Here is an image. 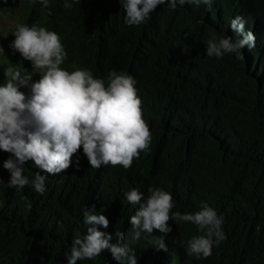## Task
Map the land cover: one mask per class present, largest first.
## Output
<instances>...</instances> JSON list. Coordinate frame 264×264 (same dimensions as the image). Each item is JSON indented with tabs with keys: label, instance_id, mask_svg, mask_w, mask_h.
<instances>
[{
	"label": "trees",
	"instance_id": "obj_1",
	"mask_svg": "<svg viewBox=\"0 0 264 264\" xmlns=\"http://www.w3.org/2000/svg\"><path fill=\"white\" fill-rule=\"evenodd\" d=\"M64 2L49 0L43 9L39 0H0V10L17 12L15 28L58 33L67 52L61 67L69 71L88 69L106 82L112 70L131 75L151 144L127 170L92 168L81 148L66 171L41 172L43 193L31 184L9 187L3 162L11 154L0 150V264H67L72 240L87 234L84 210L105 215L109 227L100 230L134 250L138 264H264V0H214L210 10L159 5L139 26L125 24L120 0H68L71 9ZM237 16L253 32L255 47L242 48L241 60L235 53L208 57L213 34L242 38L230 27ZM14 39L11 33L9 45ZM7 56L22 76L40 78L10 47ZM20 90L30 94L28 87ZM39 171L31 161L24 166L29 180ZM149 187L172 194L173 213L195 212L206 202L223 216L226 239L207 258L188 256L186 242L202 233L169 220L171 232L153 231L165 249L157 250L146 233L133 240L130 220L139 205L125 192L135 188L147 196ZM77 264L118 262L104 251Z\"/></svg>",
	"mask_w": 264,
	"mask_h": 264
},
{
	"label": "clouds",
	"instance_id": "obj_2",
	"mask_svg": "<svg viewBox=\"0 0 264 264\" xmlns=\"http://www.w3.org/2000/svg\"><path fill=\"white\" fill-rule=\"evenodd\" d=\"M43 9L49 8V0H39ZM214 0H120L125 10V24L139 26L159 5L175 10L177 5H207L209 10ZM64 7L73 5L65 0ZM50 14V13H49ZM237 40L213 34L207 41L206 55L222 58L226 53H235L236 59L243 56L241 49L255 47V36L245 31V22L236 17L230 22ZM15 39L9 47L31 63L40 78L33 81L22 76L18 67H8L6 83L0 85V150L11 155L3 162L10 173L9 187L24 188L31 184L38 193L45 191L46 175H56L72 166L73 156L81 150L92 168L102 165H119L125 170L139 158L141 151L149 149L151 132L142 118V101L135 87V79L125 73L112 70L107 82L97 78L84 68L69 71L61 65L67 52L61 37L55 31L33 25L18 24L12 32ZM4 52L0 47V55ZM21 86L30 88L26 95ZM31 161L40 169L31 180L24 175V166ZM79 161L77 160V165ZM130 204L139 205L131 217L133 240L141 234L153 236L150 243L156 249H165L164 238L153 235L154 229L167 234L172 231L169 220L176 223L189 222L197 226L200 235L186 242L188 256L212 254L213 245L226 239L222 231L224 218L206 202L199 210L181 214L172 212L173 196L161 188H148V195L138 189L125 192ZM87 234L76 236L65 253L67 264L93 260L104 251H109L118 264H138L134 250L127 244L113 243V236L100 228L109 227L108 218L93 210H84ZM123 234L118 233V241ZM183 243V242H182Z\"/></svg>",
	"mask_w": 264,
	"mask_h": 264
},
{
	"label": "rangeland",
	"instance_id": "obj_3",
	"mask_svg": "<svg viewBox=\"0 0 264 264\" xmlns=\"http://www.w3.org/2000/svg\"><path fill=\"white\" fill-rule=\"evenodd\" d=\"M17 17V12H5L0 10V47L4 50L3 54L0 55V82H5L8 78L5 72L6 69L10 67L7 56L9 39L15 28Z\"/></svg>",
	"mask_w": 264,
	"mask_h": 264
}]
</instances>
